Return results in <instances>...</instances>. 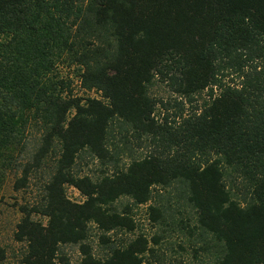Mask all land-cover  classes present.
<instances>
[{"label": "trees", "instance_id": "trees-1", "mask_svg": "<svg viewBox=\"0 0 264 264\" xmlns=\"http://www.w3.org/2000/svg\"><path fill=\"white\" fill-rule=\"evenodd\" d=\"M61 59L100 98L75 96L56 71ZM156 81L190 103L204 91L208 99L169 115L149 94ZM32 129L39 139L13 191L58 154L39 198L18 207L21 264H68L65 246L78 247L81 264H144L167 232L186 233L212 264H264V0H0V183ZM133 142L146 153L134 156ZM83 154L107 169L79 176ZM155 188L193 219H172L159 193L148 205ZM121 198L131 204L118 210ZM145 205L163 234L137 232L133 208ZM117 232L133 238L115 243L108 234Z\"/></svg>", "mask_w": 264, "mask_h": 264}, {"label": "rangeland", "instance_id": "rangeland-1", "mask_svg": "<svg viewBox=\"0 0 264 264\" xmlns=\"http://www.w3.org/2000/svg\"><path fill=\"white\" fill-rule=\"evenodd\" d=\"M65 61L61 59L56 65V71L58 75L62 78H69L72 81L71 88L73 90V94L77 97L82 98H100V94L94 90L86 91L81 87L80 80L78 78V71L74 66H68ZM225 82H230V78H225ZM238 81L234 80L236 84ZM149 94L157 99L161 100L163 103H169L170 107H168V114L177 112L179 106L175 105L180 102L183 103V116L186 117L190 114V111L195 106H201L204 101L208 99V94L206 91L202 92L199 96L194 97L193 102H188L187 99H180L176 96L172 95L169 92L168 87L165 84L155 82L154 86L150 88ZM166 110L158 104L156 108L155 117L158 120L163 118ZM72 115V114H71ZM178 119V118H177ZM120 128L116 127L114 130V143L118 144L119 140V132ZM39 133L32 129L28 133H26V139L31 144L28 145L29 148H26L20 157V160H17L14 169H10L4 175V179L0 183V247L5 249L6 258L0 264H21L22 254L24 251V245L21 243H17L14 238V232L16 231V225L21 218V214L18 212V207L22 204H28L35 202L42 192L43 183L48 178V174L52 172L53 167L55 165V158L58 154V149L54 152V155L46 162V168H43L39 173L33 175L30 179L29 185L27 188L21 191H13L12 185L14 180L19 176L18 165L23 161L27 160L29 154L31 153V149L33 145L39 139ZM147 143H143L140 148H138L134 142L132 143L133 154L136 157L142 156L147 151ZM18 155V157L20 156ZM17 157V154L15 155ZM120 165H125L129 162V158L127 157V151L122 153L119 156ZM100 169H107L106 167H102L99 162L93 160L91 157L83 154L81 158L77 160L74 171L79 176H92L96 177L98 175V171ZM111 169V168H108ZM164 196L166 204L167 200L170 199V211L172 214V219L175 221L183 220L189 221L192 220V214L189 210L184 209L179 206L181 202H178L176 198H173V195L168 196L165 194L164 190L159 188H155L153 192V198L151 202L148 204H153L156 198V194ZM66 194L68 198L76 203L83 202L84 198L80 195L78 191L73 189L72 187L66 188ZM177 201V202H176ZM131 204V201L128 198H121L117 203L116 207L118 210H121L125 205ZM177 204V205H176ZM147 206H140L133 208L134 219L138 225L139 230L137 232L144 233L148 238H151L155 234H163L161 232L162 228L158 226L151 225L147 212ZM179 210V213L177 212ZM35 219H39V217H34ZM173 220V221H174ZM45 223V220L43 221ZM166 227H163L165 229ZM169 229H167L168 231ZM165 236L166 238L159 243V246L156 248V252L154 255L148 256L145 260L144 264H179V262H186L191 264H212V258L204 255L202 252H199L198 255H195L193 252V248H195L198 243H189V236L180 233H169L167 232ZM100 232L96 229L94 225H91V232L89 237V243L92 247L93 254L96 257H103L105 255V251L99 242ZM108 236L115 243H123V241H127L133 238L132 234H125L122 232L110 233ZM202 243H200V246ZM61 252L67 258L68 264H81V255L79 253L77 246H65L61 247Z\"/></svg>", "mask_w": 264, "mask_h": 264}]
</instances>
